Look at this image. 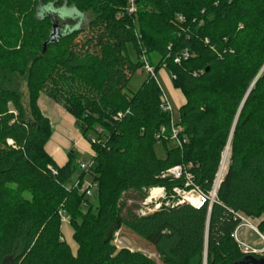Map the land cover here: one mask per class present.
<instances>
[{
	"label": "trees",
	"instance_id": "1",
	"mask_svg": "<svg viewBox=\"0 0 264 264\" xmlns=\"http://www.w3.org/2000/svg\"><path fill=\"white\" fill-rule=\"evenodd\" d=\"M133 4L128 12L129 0H0V264H204L205 253V264H234L264 257L243 252L232 237L237 213L262 218L257 228L264 233V0ZM53 25L58 35L47 41ZM184 50L189 57L173 62ZM142 54L155 73L168 69L184 97L181 147L156 137L170 118ZM140 71L145 79L127 92ZM11 74L26 82V105L10 87ZM43 91L74 118L95 154L94 207L67 186L78 168L75 153L60 166L45 148L52 127L38 106ZM228 142L210 207L183 202L137 215L135 204L122 200H141L154 186L168 194L184 188V174L160 176L176 164L209 191ZM60 211L73 228L75 253L62 238ZM120 227L150 244L160 262L117 248L113 234Z\"/></svg>",
	"mask_w": 264,
	"mask_h": 264
},
{
	"label": "rangeland",
	"instance_id": "2",
	"mask_svg": "<svg viewBox=\"0 0 264 264\" xmlns=\"http://www.w3.org/2000/svg\"><path fill=\"white\" fill-rule=\"evenodd\" d=\"M151 12H153V11H151ZM89 18H90V16L86 15L85 21L82 23V26L88 22ZM165 23H167V21H165ZM127 51H128L130 58L132 60H136V52L134 51V48L132 47L131 44H129L127 46ZM153 59H154V61H156L157 57L153 55ZM155 75H156V79L159 82V85H160L163 93L166 95V97L168 98V100L172 106V116H173L174 124L181 130V126L178 124V121H179L178 120V118H179L178 107L181 105V100H182V102L184 101V97L181 93H180L181 95L179 96L177 93V91H179V90L176 89L177 90L176 91L175 88L172 87V85H171L172 78H171V74L168 71V69H166L165 67H161L160 69H158L156 71ZM145 77H146L145 71L144 72H141V71L137 72L136 75H134L132 77V79L129 81L128 88L126 89V91L127 92L135 91L139 87L140 83L145 79ZM11 79H12V82H11L10 87L18 88V90L22 93L23 103L26 105L27 104L26 82L23 79H21V77L14 75V74H11ZM38 104L42 109L48 107V104H50L51 106L52 105L54 106V104H55V105H57L56 107L63 108V106L61 104H59L58 102L54 101L51 97H49L46 94V91H43L40 94L39 99H38ZM56 107H55V109H58ZM53 111H55V110H53ZM56 119L51 120L52 121V126H51L52 127V136L50 137V140H49V143L47 146L48 150L52 153V155H54V158H56L57 160H60L61 154L64 156V155L68 154L69 152H74L76 155L75 156L76 165L79 161H89L91 157H89L85 153L79 152L78 149L73 146V142L75 139L74 137L76 135L75 133H77V131H78L75 124H73V122H71V120H66L65 116L64 117L57 116ZM79 134H81V133L79 132ZM80 136L82 137V135H80ZM83 140L87 141L85 138H83ZM85 141H83V142H85ZM87 143H88V141H87ZM173 145H174L173 141L169 140L167 143V146L171 147ZM154 150H155L157 157H159V158L164 157L165 148L161 142H157L154 145ZM227 153H228L227 154L228 155L227 160H228L229 159V152H227ZM227 160H226V162L228 163ZM227 163H226V165H227ZM170 167H172V166H170ZM170 167H168V168H170ZM82 172L83 171L81 169L77 168L74 171V174L71 177L70 181L67 183V186L73 185L75 183V181L78 180L77 177ZM90 180H91L90 175L85 173L84 178L82 180V183L86 184ZM154 187H157V186H154ZM149 188H153V187H149ZM144 191H145V196L141 200H133L130 198H126V199L123 198L122 199L126 202L127 205L135 204V206L137 208L134 209V212L137 215H141L144 212H148V208H147L148 206L153 207V203L147 202L148 205L144 204L145 200L149 196L148 189H145ZM181 198H182V196H172L171 194L167 193L165 198H161L160 201H161V203H163L166 200H169L171 202V201H176V200L181 199ZM86 199L91 201L93 203V207H94V205H96V189L93 190L91 196H89V197L86 196ZM84 206L86 208V204H84ZM61 212L60 213L63 215V211H61ZM65 217H66V220H65ZM261 219L262 218H259V219L254 218V223L258 224L261 221ZM60 221H61L62 238L68 244L71 252L75 253L76 248H77V244L73 238V228L71 227V225L69 223V220H68L66 213L64 214V220H62V218L60 216ZM238 235H239V238L248 246H252L255 248H262V246H263V242H262L261 238L247 227H240L238 229ZM113 236H114V239H117V243L119 241H122V243H121L122 245H120V246H126L130 250L141 252L142 254L146 255L148 258H151L152 260H154L157 263L160 262V258L154 252L153 247L150 244H148L147 242H145L142 238L137 236L135 233L128 230L127 228L120 227L119 229L114 231ZM20 247H21V245H18L16 248V251H19Z\"/></svg>",
	"mask_w": 264,
	"mask_h": 264
},
{
	"label": "built area",
	"instance_id": "3",
	"mask_svg": "<svg viewBox=\"0 0 264 264\" xmlns=\"http://www.w3.org/2000/svg\"><path fill=\"white\" fill-rule=\"evenodd\" d=\"M134 10H135V8H134L133 0H129L128 12H133ZM187 57H189V53L186 50H184L181 53V55H179L173 59V62L178 63L181 59H186ZM141 59L144 62L145 71L148 72L157 81L153 67L147 62V60L143 54L141 55ZM157 83L159 84L158 81H157ZM160 109H161V111H163L169 115L170 124H169V128L161 127L159 129V131L157 132L156 137L159 139H163V138L167 139L168 138L169 140H172L175 145H177L178 147H181L184 140L180 139V136H179L180 129L174 124V120H173V116H172V106H171L168 98L166 97V95L163 93V91L161 93ZM127 113H128V110L124 114H127ZM122 116H123V113L119 112V113H117L115 118L119 119ZM90 141L93 143L97 142L95 137H91ZM94 156H95V154L92 153L89 161H79L77 163L78 168L81 169L84 173L89 174L91 177V180L86 184H83L79 180H76L75 183L73 184L74 187H77L79 189V191L84 193V195L87 197L91 196L93 190H95L97 187V182L94 180V177L92 174V168L94 165V159H93ZM226 163H227L226 161L223 162V153H222L220 164H219V167H218L217 172L215 174L212 186H211L210 190L207 192H204L198 186H196L192 183V181H191L192 175L187 171L185 164H177V165H174L170 168H167L166 170H164L161 173L160 176L161 177L179 178L182 176V174H184L186 177V182L184 184V188L188 187V189L179 188V187L173 188L172 192L170 194L172 196H182V198L178 199L176 201H171V202L169 200H166L163 203H161L160 199L165 198V196L167 194L164 187L148 188L149 196L145 200L144 204L148 205L147 202H150V203H153V207L148 206L147 207L148 212H144L141 215L151 213L154 210L158 209L161 205L173 206V205H177V204L183 203V202L189 203L192 206H194L195 208H199L205 204H208V207H210L216 199V191H217L219 182H220L221 178L223 177V175L226 171V167H227ZM61 213H60V216H61L62 220H64V214L65 213L63 212V215ZM235 218H237L239 220V223H238L237 227L235 228V230L233 231L232 237L237 242L239 248L243 252L262 254L264 252V234L258 230L257 224L254 223V219L246 217L240 213L235 214ZM65 220H66V217H65ZM240 227H247L250 230H252L255 234H257L263 242L262 248H255V247L246 245L239 238L238 229ZM113 243L118 248L126 247V246H120V245H122L121 244L122 241H119L117 243V239H114ZM126 248H128V247H126Z\"/></svg>",
	"mask_w": 264,
	"mask_h": 264
},
{
	"label": "crops",
	"instance_id": "4",
	"mask_svg": "<svg viewBox=\"0 0 264 264\" xmlns=\"http://www.w3.org/2000/svg\"><path fill=\"white\" fill-rule=\"evenodd\" d=\"M171 85H172V83H171ZM177 93H178L179 96L181 95L179 91H177ZM182 103L183 102L181 100V104ZM38 106H39V104H38ZM56 106L57 105H55V104H54V106L53 105L51 106L50 104H48V107L43 108V109L39 106L40 111L42 112V114L44 116H46L50 120L51 126H52V121L51 120H55L57 116H62V117L65 116L66 117V120H71V122H73V124H74V118L70 114H68L63 108L56 107ZM55 107L58 108V109H55ZM53 110H55V111H53ZM75 134L76 135L74 137L75 139H74V142H73V146L76 147L79 152L85 153V154H87L90 157L93 152L90 149L89 144L87 143V141L83 140V138L80 136L81 134H79L78 131ZM83 141H85V142H83ZM48 143H49V141L45 145V148H46L47 152L54 158V155H52V153L48 150V147H47L48 146ZM60 156H61L60 157V160H57L56 158H54V160L56 161V163L58 165L61 166V165H63L67 161V154L64 155V156L61 154Z\"/></svg>",
	"mask_w": 264,
	"mask_h": 264
},
{
	"label": "water",
	"instance_id": "5",
	"mask_svg": "<svg viewBox=\"0 0 264 264\" xmlns=\"http://www.w3.org/2000/svg\"><path fill=\"white\" fill-rule=\"evenodd\" d=\"M57 35H58V28L55 25H53V30H52V32H51V34H50V36H49L47 41H53L56 38ZM228 144H229V142H228ZM228 144H226L225 148L227 147ZM205 261H206V253H205V257H204V264H205ZM247 263L264 264V257H261V258L257 259V258H253L251 256H247L241 262H237V263H234V264H247Z\"/></svg>",
	"mask_w": 264,
	"mask_h": 264
},
{
	"label": "bare ground",
	"instance_id": "6",
	"mask_svg": "<svg viewBox=\"0 0 264 264\" xmlns=\"http://www.w3.org/2000/svg\"><path fill=\"white\" fill-rule=\"evenodd\" d=\"M228 149H229V144L227 145V147L225 148V151H224V153H223V162H225L226 161V159H227V152H228ZM156 191V190H155Z\"/></svg>",
	"mask_w": 264,
	"mask_h": 264
}]
</instances>
